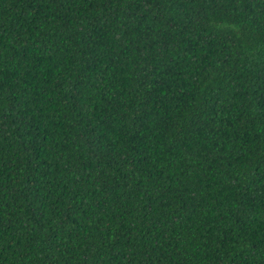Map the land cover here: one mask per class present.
I'll return each instance as SVG.
<instances>
[{
	"label": "trees",
	"instance_id": "1",
	"mask_svg": "<svg viewBox=\"0 0 264 264\" xmlns=\"http://www.w3.org/2000/svg\"><path fill=\"white\" fill-rule=\"evenodd\" d=\"M0 264H264V0H0Z\"/></svg>",
	"mask_w": 264,
	"mask_h": 264
}]
</instances>
